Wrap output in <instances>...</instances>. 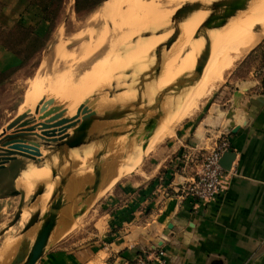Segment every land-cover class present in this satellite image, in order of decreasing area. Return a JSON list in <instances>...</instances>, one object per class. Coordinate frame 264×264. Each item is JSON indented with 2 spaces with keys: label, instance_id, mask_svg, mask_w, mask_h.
I'll list each match as a JSON object with an SVG mask.
<instances>
[{
  "label": "crops",
  "instance_id": "obj_1",
  "mask_svg": "<svg viewBox=\"0 0 264 264\" xmlns=\"http://www.w3.org/2000/svg\"><path fill=\"white\" fill-rule=\"evenodd\" d=\"M20 3L21 0H10L1 16L10 20V12L18 9ZM19 9L16 24L26 27L18 20L30 8L24 5ZM33 9L40 14L37 7ZM39 22L42 30L48 29L45 22ZM40 33L43 35L44 30ZM259 49L263 53L259 69L247 79L244 77L233 90L226 85L227 88L213 96L211 103L202 108L194 120L182 124L174 131L171 140L156 147L150 156L152 167L147 166L149 169L138 180L114 182L110 186L116 176L105 183L100 170L103 176L90 200L87 190L95 183L94 171L91 180L67 184L65 191H74L66 198L70 205L58 218L37 264H127L149 250H162L167 264H264V44ZM0 53L3 69L8 65L10 68L11 65H20V61L1 46ZM251 71L249 69L248 73ZM8 91L15 92L14 89ZM17 114L18 109L1 132ZM152 117L154 115L142 121L141 127L146 126ZM96 123L104 125L105 130L115 129L116 140L123 137L122 128L131 127L127 124L123 127L116 121ZM137 128L136 124L131 131ZM223 133L228 134L235 160L230 171L226 172L221 193L206 203L176 199L173 190L194 172L188 155L196 149L209 150ZM87 138L84 142L94 144L91 133ZM83 147L68 151V163L65 156L62 157L69 167L81 168L77 157H82L83 153L77 151ZM20 164L22 169L28 163L17 159L0 171L1 177L12 175L11 189L6 196L3 195L6 189L2 188L5 185L1 183L0 202L19 197L11 194L19 191L15 181L20 176V169L17 170ZM71 172L69 177L73 175ZM80 211L83 213L79 214ZM7 224L0 227L2 264H10L18 250V238L10 236L16 226L4 233ZM63 225L66 226L64 229ZM8 237L17 241L16 249L3 254V242Z\"/></svg>",
  "mask_w": 264,
  "mask_h": 264
},
{
  "label": "bare ground",
  "instance_id": "obj_2",
  "mask_svg": "<svg viewBox=\"0 0 264 264\" xmlns=\"http://www.w3.org/2000/svg\"><path fill=\"white\" fill-rule=\"evenodd\" d=\"M214 1L216 0H110L102 8V17L108 21V24L110 23V28L112 30V32L110 31L112 33H110L111 37L109 38V31L105 26H103L97 31H89L87 34L90 38L89 41L86 43L83 42L79 46L81 51L91 52L90 55L88 53L89 57L95 55V52L105 45H108L109 52L97 59L88 69L76 74L73 70V65L68 63L74 64L75 62H85V60L89 59V57H87V55L83 57L82 55L80 58H76L75 56L70 55L69 57L67 56L63 58L65 51L63 52L62 50L65 49V46L61 47L59 45L60 48L58 51L63 52V56H61V53L59 52V60L61 62H66L67 66H64V68L60 71H56V73H54L50 78H44L40 81L36 80L37 82L35 83L31 82L32 87H29L30 90L24 95L25 97L23 103L18 108V114L22 115L28 111H32L42 100L54 99L57 105L66 110L65 118L74 116L75 114H70V112L74 108H78L80 104L95 91L107 88L108 83H111L112 78L120 72H118V70H125V67L131 64L135 65V63H137L136 65H139L140 68H143V71L146 69L145 64L149 65L152 69L155 66L152 65L153 58H150L155 55V63L157 64L161 60L162 67L157 78L151 79L148 82L147 93L144 94L145 98H147L146 100H148L151 95L154 96L161 91L169 89V87L175 83L180 76L192 72L194 69L192 67L193 62L196 64V62L202 59L210 50L208 62L198 76L193 81L187 83V86L185 84H183L182 87L177 86L176 90L177 92H180V97L183 92L182 96L185 97L184 99L182 98L181 101H177L178 98L175 100L177 102L172 107V109L174 108L173 111H171L168 116L164 118L165 120L162 123L163 125H170V127L167 128L174 127V125L190 117L197 108L199 102L204 97H207V95H210L214 89L213 86L215 84V79H218L222 73H225V71L232 67L235 61L250 52L262 40H264V0L238 2L237 4L240 6H246L248 8L246 12L238 14V16L227 20L223 24L215 25L210 32L202 34L199 29L204 28L205 22L214 13V5H210L211 2ZM193 2H200L204 6L195 13L189 14L185 17L183 23H181L178 27V38L169 52L162 53L161 46L170 36V32L163 33L160 38L161 41L156 38L158 34L154 35L155 37L147 35L136 38L137 35L139 36L140 32H145V29L146 31L150 30L151 32H156L157 30H162L163 28L166 29V27H169V24L167 26V15H169V11L171 9H177L185 3ZM163 31L160 32L162 33ZM59 37L61 38V35ZM196 37H198L197 42L199 45L196 46L195 44L194 48H192ZM134 38L136 39L133 43L143 40V44L140 47L139 45L133 46L128 50L129 53L126 55L125 64H122L124 63L122 62L124 59L121 60L123 55L119 56L120 58L122 57L121 59L115 60L116 57L112 59L114 54L113 52L118 47H121L127 42L129 44ZM190 48L194 49V51L191 52L192 50L190 51ZM188 50L189 52H187ZM118 61L119 63L116 64ZM110 62L114 63V65L109 69V71L105 72V66ZM136 65L134 68L135 70H137ZM130 72L128 74H130ZM128 74L126 73V75ZM34 81L35 80H33V82ZM182 83H184V81ZM132 97V94L121 95V99L123 100H132ZM126 101L128 103V100ZM111 103H113V101ZM122 103L124 102L122 101ZM166 126L160 128H163L164 130ZM151 127L152 123L145 126L143 134L146 135L147 132L149 133V129ZM166 130H161L160 133L163 132L162 134L157 133L160 134L157 135V139L159 141L162 137L167 135ZM170 130H172V128ZM0 134H2L1 131ZM87 134L88 133H86L84 138H87ZM76 139L77 137L71 132L66 136L67 141L71 140L76 142L78 140ZM150 141H153L152 138ZM154 141L151 143L153 145L155 143L157 146V143ZM151 143H148L147 148L142 152L143 155H146L151 151ZM51 149L52 150L48 153L50 156L54 155L58 151V149L54 146H52ZM87 154H89V152L85 151L82 154V158ZM140 157L141 156H139L137 161L134 160V162L128 165L127 169L124 167L127 174L133 166L139 163ZM77 160L81 165L86 162L85 158L81 159L79 156ZM50 163L51 162L48 160L40 167H36L35 165L29 166L27 173H24L20 180L17 179V181H15L16 186H19L18 188L22 190L26 196H28L31 194L34 184L40 182V186L43 188V196L39 199V202L44 200L51 194V190L53 189V185H50V181H48L50 178L48 167ZM66 167L64 170H67ZM40 208L43 210L42 205H40ZM29 216L28 214H23L21 217L19 225L21 229L29 219ZM29 236L31 238L30 234L28 237ZM15 249L16 242L15 240H12L11 245L6 246V249L4 250L6 251V254H9L13 252V250L15 251Z\"/></svg>",
  "mask_w": 264,
  "mask_h": 264
},
{
  "label": "rangeland",
  "instance_id": "obj_3",
  "mask_svg": "<svg viewBox=\"0 0 264 264\" xmlns=\"http://www.w3.org/2000/svg\"><path fill=\"white\" fill-rule=\"evenodd\" d=\"M109 1L110 0H108L104 3L102 2L92 12H90L84 16L78 17L74 13V0H63L62 4L60 5V9L58 12L57 19L54 22H52V25L49 23H45L47 25L48 29L47 30L43 29L44 34L41 35L40 32H42L43 30H42V26L40 25L41 22H39V21L43 20V19L40 18V14L35 13V9H33V8H35L36 6H33L32 4H30L29 1H27V0H21V3L19 4L18 9H13L12 12H10L11 19L9 20V18H7L5 16H1V14H3L6 11L5 5L9 4L10 0H0V33L1 34H3V33L7 34L9 32H13L15 30H16L15 32H18L20 29H24L26 31L28 30V31L34 32L35 35H37L42 40L44 39V42H45V46H44L45 49L42 50L41 54H39L28 66H26V67L22 66L21 68L18 69L17 66L11 65V68H10V66L8 65V66L4 67V69H3V66L0 65V73H3L4 75L9 74L12 71H16L18 73L20 72L19 76L16 79L9 82V84H10L9 89H14V91H15L14 96L11 97L10 102H9V100H7V98L4 99L5 102L3 103L2 107H0V131H1V128L5 125V123H7L11 119V117H13V114L15 113V111L22 105L24 97H25L24 95L28 93V91L30 90L29 87H32V83L40 81L41 79H44V78H50L53 76L54 73H56V71H58V70L60 71L61 69L64 68V66H67L66 62L63 61L64 62L63 63L59 60L60 59L59 52L61 53V56L64 55L63 58H65L67 56L69 57L70 55H73L76 58L77 57L80 58L82 55H83V57L85 55H87V57H89L88 53L90 55L91 52H87V51L83 52L79 48V46L83 42L86 43L89 41L90 38L87 36L89 31H97L100 27L105 26L107 28V30L109 31V38L111 37L112 30L110 28L111 27L110 23L108 24V21L102 17V8ZM185 4H187V3H185ZM22 5L23 6L26 5L28 8H30V9H28V11L26 13H24V16H22L20 18L21 20H18L22 24L25 23L26 27H19V25L16 24L17 23V21H16L17 15H18V12L20 10L19 8H23ZM182 6H180L177 9H174V10L171 9L169 11L170 13H168L169 15H167V18H168L167 19V21H168L167 26H168V24H169V27L171 26L172 17L174 16L175 12H177V10H179ZM171 11H173V12H171ZM169 27H166V29H168ZM164 29L165 28H163L162 30H160V29L157 30L156 32L159 31L158 33L151 32L149 29H147L149 31H146V29H145V32H140L139 36L137 35L136 38L144 37L147 35L148 36L149 35L154 36V35L158 34L156 38H158L160 40L161 36L163 35V32L161 33L160 31H163ZM60 32H61V34H60ZM170 34H172V31L170 32ZM60 35H61V38L59 37ZM16 36H17V33L14 34L13 38L9 39L10 44H14V42H16ZM75 37H77L78 39ZM136 38H134L130 41V43H129L130 45L127 42L126 44H123L121 47H118L113 52L114 54H113L112 59H114L116 57L117 59L115 58V60H118V59H121L123 57L121 60L124 59L122 62H124V64H125L126 55L129 53L128 50L133 46L139 45V47H140L143 44V40L133 43V41ZM197 39H198V37H196L194 39V45L192 46V48H194L195 44H196V46L199 45V43L197 42ZM59 43H61V44H59ZM263 44H264V40H262L250 52L241 56L237 61H235L234 64L232 65V67L229 70L225 71V73H222L218 79H215V81H214L215 84L213 86L214 89L212 90L210 95H207V97H204L199 102L197 108L195 109V111L193 112V114L190 117H188L187 119H185V120L179 122L178 124L174 125V127H171L172 130H170L171 128H167V127H170V125L166 124L167 125L166 126V125H163L162 123L165 120L164 118H166L168 116V114L172 111L173 105L177 101H181L182 98L184 99L185 96H182L184 92L181 94V97H180V92H177V90H175L174 88H169V90L166 93H164V96L162 97V100L160 101V103L158 102V99H159V96L162 94L163 91L159 92L158 94H155L154 96L151 95V97L148 100H146L147 98H145L144 94L147 93L148 82L151 79H156L159 74L157 76L156 75H149L147 72L151 69V67L149 65L145 64L146 69H145V71H143L142 70L143 68H140L139 65H136L137 63H135V65L137 66L136 67L137 70L134 69L135 68L134 64H131V65L125 67V70L128 69V67L129 68L133 67L131 70L129 69L131 71V72L129 71L130 74H128L129 73L128 71L126 72L125 70H118V72L119 71L121 72V73L120 72L117 73L120 76V77L119 76L117 77L119 90L117 93L112 94L111 96L106 95L104 97V100H102L104 106L107 105L105 110L108 109L109 112H104V114L101 113L102 115L99 117V122L116 121L117 122L116 124H120V125L123 124V127L126 124L128 126H131L128 128H122V129L120 128L121 131L123 132V134H121L123 137L120 135L119 137H122V138L116 140V138H114V137L118 138V134L115 133V129H113L112 131L111 130L109 131L107 129L108 130L107 131V130L102 128V126H104V125H101L100 123L95 122L96 125L91 126L87 130V133H91V138L95 139L94 140L95 142H93L94 144H92L91 142L85 141L81 144V146L78 147V148H80V147L85 146V147L81 148L82 150L80 149L81 151L78 150L77 151L78 153L79 152L84 153V151L89 152V154H87L83 158L79 157L81 159L85 158V160H86V162L82 163L83 165H81L82 166L81 168L75 169V167L74 168L69 167L70 165L66 164L65 160L63 159L64 154L61 151L50 156L48 154L49 150H46V148H44V150H43V154H42L43 157L39 160L40 163L37 162L35 164V166L40 167L42 164H44V162H47L48 160L51 162L49 164V166H52V165L56 166L59 163V161H63L62 165L59 166L60 168L56 167V173L59 174L60 173L59 170H62V169L64 170V168L66 166H68V167H66L67 170L65 169L66 172L68 171V168H70L69 170L72 171L71 173H73V175L71 174L67 184L72 185V182H73L76 185L79 183V181H83V182L85 181L86 182L90 178V176L93 172V169H92L93 166L97 167V165H96L97 163L94 160V158L97 156L98 152H101L103 156L99 159L98 163L100 164V170L103 172V175H104L103 180L105 183H109L112 179H114L115 176H116V178H115V180H113L111 182L110 186L113 185L114 182L118 183V182H122V181L128 182V181L134 180V179L138 180V178H140V176H143V173L145 170H148L149 168L152 167L150 165V162H151L150 156L153 154V152H155L156 147H158L161 144H164L165 142H168L169 140H171L170 138H172L174 136V131H176L182 124H184L185 122H188V121L190 122V121L194 120L196 118V116H198V114L202 110V108H205V106L210 104L213 96H215L216 94L221 92V90L224 89L226 87V85L228 86V89L233 90L236 85L239 86L241 84L240 82H241V80L244 79V77H246V79H247L250 75H252V73L254 71H257L259 69L260 63L262 61V55H263V53L259 52V50H260L259 48H261L263 46ZM59 45L61 47L65 46V49L62 50L63 52L65 51L64 54H63V52L58 51L60 48ZM160 46H161V42H160ZM56 48H58V49H56ZM192 48H190V51L192 50L191 52L194 51V49H192ZM252 51H254L256 53L251 54ZM107 52H109V47H108V45H105L102 48H99L95 52V55H93L92 57L90 56L91 58L89 57V59L85 60V62H75L74 64H71V63H68V64L73 65L74 72L76 74H79L82 71L88 69L97 59L101 58ZM187 52H189V50ZM162 53H166L164 51V49L162 50ZM186 54H188V53H186ZM249 54H251L250 57H248ZM116 55H118V56H116ZM121 55H123V56L120 58L119 56H121ZM152 58H153V61H152L153 64L152 65L156 66L155 55L151 56L150 59H152ZM13 60L15 61L14 58H13ZM119 61L116 64H118ZM15 63H16V61H15ZM107 64L108 65L105 66V72L109 71V69L114 65V63H112V62L107 63ZM194 64H195V62H193V64H192L193 68H194ZM248 64H250V65H248ZM161 67H162V64H161ZM15 68H17L18 70H14ZM249 69H252L250 74L248 73ZM124 71L128 75H126V73ZM160 71H161V69H160ZM33 80H35V81L33 82ZM230 83H231V85H230ZM108 86H109V83H108ZM126 94H128V95L132 94V96H133L132 100L126 99V100H128V103L126 100L121 99V95H126ZM177 98H178V100L175 101ZM107 100H109V101H107ZM110 101L111 102L113 101V103H111ZM114 101H116V102H114ZM122 101L124 103H122ZM156 104H159L158 108H155ZM76 110H77V108H74L70 112V114H75ZM156 114H160L163 117V119H161L158 122L159 124H158L156 130L154 131L155 135L153 134L154 136H151L152 140L153 141L155 140L154 142L157 143V146L154 143V145H155V147H154V145L152 144L153 141H150L151 140V138H150L148 140V143L152 142L150 144V145H152L151 151L149 153H147L146 155H143L142 152L144 151V149H143V147L145 146L144 144H146L145 138H146L147 134L146 135L143 134V132H144L143 130L145 129V126L141 127V123H142V121H144L147 118L151 117L152 115H156ZM136 124L138 125V128L135 131H131V130H133L132 126H134ZM164 126H166L164 128V130H163V128H160V127H164ZM158 129H160V130H158ZM161 130L162 131L166 130L167 133L166 132L165 133L167 135H165V137H162V139H160V141H159L157 139V135H160L163 133V132L160 133ZM117 132H118V130H117ZM157 133H160V134H157ZM0 136H1V134H0ZM95 136H97V138H95ZM153 138H155V139H153ZM87 139H89V138H87ZM115 147L117 148V150H113ZM71 156H73V155H71ZM139 156H141L139 163L136 164L135 166H133L127 174V171L125 170L124 167H126V169H127V166L130 165L132 162H134V160L137 161ZM57 157H58V159H57ZM27 163L28 164H27L26 168L23 167L21 169L20 167L22 164L17 166V170L20 169L19 170L20 176L18 177L19 180H20V178L23 177L22 175L24 173H27L29 166H32V165L34 166L33 162H31V161L30 162L27 161ZM97 168L99 169V167H97ZM123 168H124V170H123ZM49 172H50V170H49ZM14 174L15 173H13V175ZM11 177H12L11 174L7 175V176L4 175L2 177L0 176V186H1V183H3L5 186H3L2 188L7 190V192H6V190L4 191V193H3L4 196H6L5 193L9 194L8 190H9V188L11 189V187L9 186V185H11V182H12ZM49 177L50 178L48 181H50L49 184L51 185V173L49 174ZM7 179H9V181ZM58 180H59L58 178L55 179L56 182ZM141 180L144 181L145 179L141 177ZM39 184H40V182H38L37 184L35 183L33 188H32L31 194L28 196L25 195V208L23 210L21 217L23 216V214H25V215L28 214V216H29V214H31V212H33V210H34L33 205H30V206L27 205V207H26V204H29L31 196H32L33 191L35 189V186H37ZM18 187L19 186H17V190H20ZM65 192H66L65 193L66 197L67 196L71 197L74 194V191L73 190L71 191V189L68 192L67 191H65ZM51 193H52V190H51ZM50 196H51V194L48 195L44 200L40 201L42 203H40L38 200L39 206L42 205V208H43L42 213H44L46 211V207H47V204L49 202ZM18 202H19V197H15V198L11 197L8 200H3L2 202H0V223L5 224V225L1 224L0 227L1 226L5 227L6 224L8 222H10V220L14 216V213L17 210ZM2 213H4V215H2ZM20 221H19V224L16 226V228L12 229L10 231V234H11L10 236L16 235V237H18V234L21 231V228L19 226ZM62 227L64 229L66 226L63 225ZM30 235H31V238H30V236L27 238H28V241L30 243H32V241H33L32 238L34 239L35 230H33L30 233ZM12 240L13 239H11L10 237H8L4 240L3 249H2L1 253L6 254V251L4 249H6V246L11 245ZM7 252H9V251H7Z\"/></svg>",
  "mask_w": 264,
  "mask_h": 264
},
{
  "label": "water",
  "instance_id": "obj_4",
  "mask_svg": "<svg viewBox=\"0 0 264 264\" xmlns=\"http://www.w3.org/2000/svg\"><path fill=\"white\" fill-rule=\"evenodd\" d=\"M240 1L249 0H216L211 2L210 5H214V13L205 22L204 28L199 29L202 34H207L215 25L223 24L227 20L236 17L238 14L246 12L248 9L246 6L237 4ZM203 6L204 5L200 2L187 3L175 12L171 19V26L163 31V33L172 31V34H170L162 44V50L164 49L166 53L169 52L178 38L179 25L183 23L187 15L195 13ZM209 56L210 50L202 59L196 62L192 72L180 76L169 88H174L176 90L177 86L182 87L183 84L187 86V83L193 81L205 68ZM132 68H128L125 71H130ZM160 69L161 60L147 73L157 76L160 73ZM118 76L119 74L112 78L107 88L97 90L86 98L77 108L74 116L65 118L66 110L57 105L54 99L42 100L32 111H28L22 115L17 114L2 131L0 136V171L5 169L10 162L16 161L17 159L31 161L34 165L37 162L40 163L39 160L42 158L41 150L46 148V150L51 151L52 146L58 149L57 152L61 151L68 162V151L81 146L85 140L84 137L87 130L95 122L99 121L98 115L103 113L106 109V106H104V104L102 105L103 98L106 95L111 96L118 92ZM183 81L184 83H182ZM168 90L169 89L164 90L159 96V103L164 93ZM158 106L159 104H156L155 108H158ZM162 118V115L156 114L146 123V126L152 123V127L149 129V133L147 132L145 138L146 144H144L145 146L143 147L144 150L148 140L156 130L158 122ZM236 130L237 128L233 130V133H235ZM69 132L77 137L78 140L76 139V142L66 140V136ZM102 156V153L98 152L97 156L94 158L99 169L93 166L96 177L94 185L87 190V195L90 197H88V200L91 199L92 194L99 186L100 178L103 176H101L100 164L98 163ZM234 160L235 154L231 152L224 154L220 161L221 168L225 172H229ZM62 163L63 161H59L56 166H49L53 189L44 213H42L38 202L43 196V188L40 186L41 184L35 186L29 202V206L33 205L34 211L30 214L29 219L18 234V250L10 264H37L43 256L51 234L56 228L58 218L67 209L68 205H70V202L66 200L67 197L65 194V187L69 180L70 170L67 172L65 170H59L60 173H56V167L61 166ZM56 178L59 179L57 182L55 181ZM89 179L91 180V178ZM11 195L19 196V203L11 222L7 224L6 230L3 231L4 233L18 225L25 208V193L22 190L15 191ZM81 213H83V211L79 212V214ZM33 230H35V235L30 244L27 237ZM0 264H2V262H0Z\"/></svg>",
  "mask_w": 264,
  "mask_h": 264
},
{
  "label": "built area",
  "instance_id": "obj_5",
  "mask_svg": "<svg viewBox=\"0 0 264 264\" xmlns=\"http://www.w3.org/2000/svg\"><path fill=\"white\" fill-rule=\"evenodd\" d=\"M230 152L228 134L225 133L217 138L209 150L196 149L188 155L194 170L192 177L174 189L172 195L178 200L190 199L197 203L214 200L221 193L226 177L220 161L224 154ZM127 264H167V260L162 250H149Z\"/></svg>",
  "mask_w": 264,
  "mask_h": 264
},
{
  "label": "trees",
  "instance_id": "obj_6",
  "mask_svg": "<svg viewBox=\"0 0 264 264\" xmlns=\"http://www.w3.org/2000/svg\"><path fill=\"white\" fill-rule=\"evenodd\" d=\"M33 6H36L39 13L42 15V21L52 25L57 19L60 5L63 0H27ZM106 0H74V13L76 16H84L92 12L97 8L102 2ZM16 31V30H15ZM9 32L7 34L0 33V46L7 49L14 57L20 61V65L17 66L18 69L22 66H28L42 50H44L45 42L35 35L32 31H26L20 29L18 32ZM17 33L16 42L14 44L9 43V39L13 38L14 34ZM15 68L14 70H18ZM20 72L12 71L9 74L0 73V107H2L5 102L4 99L7 98L9 102L11 97L14 96L13 92H9V82L12 78L19 76Z\"/></svg>",
  "mask_w": 264,
  "mask_h": 264
}]
</instances>
